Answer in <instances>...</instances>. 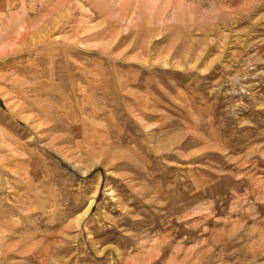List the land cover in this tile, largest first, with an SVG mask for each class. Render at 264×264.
Segmentation results:
<instances>
[{
  "label": "rangeland",
  "instance_id": "1",
  "mask_svg": "<svg viewBox=\"0 0 264 264\" xmlns=\"http://www.w3.org/2000/svg\"><path fill=\"white\" fill-rule=\"evenodd\" d=\"M0 264H264V0H0Z\"/></svg>",
  "mask_w": 264,
  "mask_h": 264
}]
</instances>
